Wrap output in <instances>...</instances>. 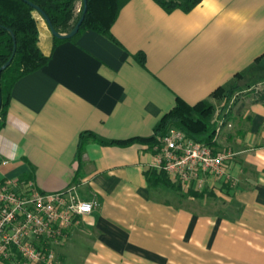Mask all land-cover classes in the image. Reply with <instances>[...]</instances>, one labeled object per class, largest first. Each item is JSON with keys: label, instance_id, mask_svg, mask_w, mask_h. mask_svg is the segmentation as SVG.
Here are the masks:
<instances>
[{"label": "crops", "instance_id": "obj_1", "mask_svg": "<svg viewBox=\"0 0 264 264\" xmlns=\"http://www.w3.org/2000/svg\"><path fill=\"white\" fill-rule=\"evenodd\" d=\"M221 87L237 88L229 102L212 98ZM262 91L264 0H202L188 12L129 0L111 37L85 31L16 83L0 175L46 193L77 185L97 203L57 249L58 264H264ZM177 99L213 104V147L232 155L201 192L152 187L149 145L87 139L79 155L82 134L151 137Z\"/></svg>", "mask_w": 264, "mask_h": 264}, {"label": "trees", "instance_id": "obj_2", "mask_svg": "<svg viewBox=\"0 0 264 264\" xmlns=\"http://www.w3.org/2000/svg\"><path fill=\"white\" fill-rule=\"evenodd\" d=\"M82 2L80 18L73 22L75 10ZM129 0H88L87 12L80 29L69 38H59L51 33L45 20L48 18L58 33H71L84 13V0H0V131L5 125L11 95L16 83L23 77L44 68L51 60L55 49L66 42L76 43L79 37L88 30L111 37V28L116 22L122 7ZM165 11L171 12L181 8L188 12L202 0H154ZM44 19L51 34L49 54L44 51L42 43V24ZM144 63L143 58H139ZM9 63L6 69L3 67ZM236 87L217 89L214 99L231 100ZM259 100L264 101V91L259 93ZM214 106L210 101H202L194 106L177 99L175 107L166 113L154 128L151 137H136L123 141L100 139L93 133L80 137L79 155L83 153L84 142L93 139L102 146L128 147L134 143L155 146L159 139L166 136L171 127L184 131L197 142L214 144L216 130L212 123ZM87 135V136H86ZM152 187L179 189L164 175L152 171L148 174ZM196 196H199L196 194Z\"/></svg>", "mask_w": 264, "mask_h": 264}, {"label": "built area", "instance_id": "obj_3", "mask_svg": "<svg viewBox=\"0 0 264 264\" xmlns=\"http://www.w3.org/2000/svg\"><path fill=\"white\" fill-rule=\"evenodd\" d=\"M152 151L151 170L185 192H201L208 182L223 178L232 157L176 127ZM96 206L95 201L81 197L77 185L46 193L32 180L0 175V264H57V249Z\"/></svg>", "mask_w": 264, "mask_h": 264}, {"label": "water", "instance_id": "obj_4", "mask_svg": "<svg viewBox=\"0 0 264 264\" xmlns=\"http://www.w3.org/2000/svg\"><path fill=\"white\" fill-rule=\"evenodd\" d=\"M87 1H88V0H84V13H83L81 19H80L79 22L77 23L75 29H74L71 33H69V34H65V35H63V34H61V33H58V32L53 28V26H52L51 23L49 22L48 18L45 17V20L47 21V23H48V25H49V27H50L51 33H52L54 36L59 37V38H69V37L73 36L75 33H77V31L80 29V27H81V25H82V23H83V21H84L85 14H86V12H87ZM8 66H9V63L6 64V65L3 67V69H6ZM0 73H1V72H0ZM1 102H2V99H1V96H0V106H1Z\"/></svg>", "mask_w": 264, "mask_h": 264}, {"label": "rangeland", "instance_id": "obj_5", "mask_svg": "<svg viewBox=\"0 0 264 264\" xmlns=\"http://www.w3.org/2000/svg\"><path fill=\"white\" fill-rule=\"evenodd\" d=\"M81 9H82V2L80 1L79 3H78V5H77V7H76V10H75V15H74V19H73V22L71 23V26L73 25H75L76 24V22H77V20L80 18V15H81ZM42 23H43V25L45 26V28H47L48 30H49V28H48V26H47V24L44 22V21H42ZM50 31V30H49ZM65 33H67V31L66 32H64V33H62V34H65ZM258 88H263L262 86H260V85H258L257 86ZM175 185V184H174ZM176 186V185H175ZM179 188V187H178ZM178 192H181V194L183 195V196H186V192L184 191L183 192V190L181 191H178ZM58 264V263H57Z\"/></svg>", "mask_w": 264, "mask_h": 264}]
</instances>
